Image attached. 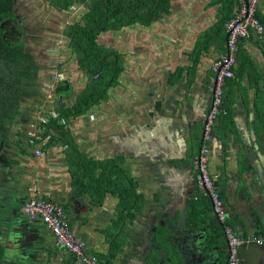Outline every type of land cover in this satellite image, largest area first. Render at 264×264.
<instances>
[{
    "label": "crops",
    "instance_id": "1",
    "mask_svg": "<svg viewBox=\"0 0 264 264\" xmlns=\"http://www.w3.org/2000/svg\"><path fill=\"white\" fill-rule=\"evenodd\" d=\"M238 9V0H170L169 13L151 26L134 24L101 37L102 44L123 55L128 86H114L99 107L98 125L104 129L98 133V157L86 152L97 147L80 136L79 119L71 122V130L88 156L120 157L118 164L137 180L144 196L142 212L120 234L124 245L116 257L110 255V239L118 231L109 227L117 219L119 200L110 195L98 206L90 191L74 187L59 136L37 154L34 133L44 129L40 116L55 110L53 97L37 114L11 126L0 150L4 264H81L40 218L31 220L23 212L32 197L59 205L74 236L99 264H228L225 227L197 187L194 158L205 144L212 65L226 52V25ZM257 16L264 25V0ZM51 53L43 72L49 79L67 76L74 94L65 101L71 106L69 100L85 88L86 76L66 41ZM234 71L224 89V113L208 143L209 170L227 224L251 238L264 234V35L251 33L241 41ZM50 84L54 93L55 81ZM108 103L111 113L100 118ZM55 132L50 131L52 137ZM239 255L241 264H264V246L256 243L242 246Z\"/></svg>",
    "mask_w": 264,
    "mask_h": 264
},
{
    "label": "trees",
    "instance_id": "2",
    "mask_svg": "<svg viewBox=\"0 0 264 264\" xmlns=\"http://www.w3.org/2000/svg\"><path fill=\"white\" fill-rule=\"evenodd\" d=\"M44 1L66 15L81 7L71 21L64 23L61 32L87 83L82 92L75 95L74 103L68 106L65 99L74 94L72 84L67 80L57 81L52 102L59 115L48 124L41 122L45 131L42 133L39 129L36 134L46 138L52 129L56 131L49 143H53L55 137H60L62 146L66 148L76 189L79 187L81 191H90L98 206H102L110 195L119 200L117 219L109 227V230L115 228L118 231L110 239V255L116 257L124 245L119 241L120 234L128 226V221L132 222L142 212L144 196L139 191L137 180L129 177L118 164L120 157L96 160L79 148L71 130V122L92 112V109H100L102 103L109 99L110 90L120 83L119 78L124 72L123 55L102 44L101 37L107 32L123 30L134 24L151 26L169 13L170 0ZM16 2L0 0V150L13 124L32 115L31 111H35V114L39 112L37 104L42 102L38 89L47 76L33 51L35 49L28 46L27 31L18 29L21 19L16 11ZM11 29H16V34L21 37L16 39ZM52 80L50 83L54 82ZM5 255L6 248L0 242V264H4Z\"/></svg>",
    "mask_w": 264,
    "mask_h": 264
},
{
    "label": "built area",
    "instance_id": "3",
    "mask_svg": "<svg viewBox=\"0 0 264 264\" xmlns=\"http://www.w3.org/2000/svg\"><path fill=\"white\" fill-rule=\"evenodd\" d=\"M260 1L261 0H238L239 9L235 17L226 25L228 32L226 52L214 61L212 65L213 76L208 86L211 107L204 115L203 119V141L205 144L194 158L197 187L204 196H207L211 200L218 221L224 224L225 227L229 252L228 264H241L239 250L242 246L250 243L264 246V234L251 238L241 237L227 224L228 214L209 170L208 158L210 148L208 143L212 139L213 130L218 117L224 113L223 103L225 85L229 80L235 78L234 68L237 63L240 41L249 37L251 33H256L261 37L264 35V25L257 17V8ZM63 79V75L59 76L56 74L54 81L56 83ZM58 115L57 111L53 110L41 115L40 119L43 124H48L52 118H57ZM44 131L45 128L42 129V133H44ZM51 136L50 134L46 138H43L34 133L36 144L39 145V150H37L38 155L42 154V147L48 143ZM22 210L31 220L40 218L54 234L57 242L71 252L78 262L81 264H99L96 255H90L86 251V244L74 236L65 219L64 210L59 205L39 197H32L24 203Z\"/></svg>",
    "mask_w": 264,
    "mask_h": 264
},
{
    "label": "rangeland",
    "instance_id": "4",
    "mask_svg": "<svg viewBox=\"0 0 264 264\" xmlns=\"http://www.w3.org/2000/svg\"><path fill=\"white\" fill-rule=\"evenodd\" d=\"M16 9L18 17L21 19V22H19L18 25V29L27 31V37L29 41L28 46L32 50L35 49L33 51L35 55H37V59L41 65H50V62H48L49 60L47 59L49 57L47 56H49L50 52H53L51 54H55L54 50L57 49L58 46L63 45V42H65V37L63 36L61 30H63L66 20H70L69 15H76V13L70 12L67 16L66 14L63 15L64 13L56 11L44 0H17ZM77 9L79 11V7H77ZM74 11L77 10L75 9ZM56 31H58V33L54 35ZM11 32L15 35L16 39H19L21 37L20 35L16 34V32H18L16 31V29H11ZM56 38L58 40H56ZM148 41H155V44L158 45V42L155 39H148ZM58 75L60 76L62 74ZM66 77L64 76L63 80H67ZM53 78L54 77L49 80V78L46 77V80H43V82H45L38 89L40 91L39 98L42 102V104H37L39 109L40 107H42V105H46V101L50 96L54 98V93L49 90L50 88H52V84H50V81ZM119 80L121 83L120 85H124L125 88H127L128 85H125V83L127 82L126 74H122ZM29 87L30 86H28V89ZM29 91H31V89ZM115 96L116 94L112 95V98ZM74 100V98L69 100V105H72V103H74ZM104 106L106 107H104L102 111L100 110L101 114H103L102 116H100V118L106 117V115H109V112L111 113V111L108 109L109 103L105 104ZM98 110L96 111L95 109H92V112H88L86 115H82L77 118L80 120L79 124H77L79 126V129L81 130L80 136L87 137V139H85V142H89V145H92V147L93 145L97 147L96 150H87L86 152L96 157H98V133L104 129L103 126H100L101 123L98 125V118L100 115V112H98ZM25 111L29 112V110ZM34 113L36 112L31 111V114ZM95 123L98 125L97 127H95ZM111 125V123L108 124V127L110 128ZM93 129L95 130L94 133L92 131Z\"/></svg>",
    "mask_w": 264,
    "mask_h": 264
}]
</instances>
